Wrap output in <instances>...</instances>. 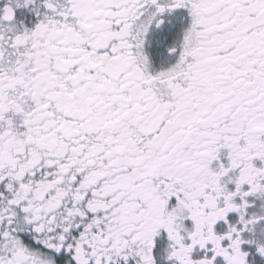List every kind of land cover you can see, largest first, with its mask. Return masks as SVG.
Returning <instances> with one entry per match:
<instances>
[{
	"label": "snow or ice",
	"instance_id": "obj_1",
	"mask_svg": "<svg viewBox=\"0 0 264 264\" xmlns=\"http://www.w3.org/2000/svg\"><path fill=\"white\" fill-rule=\"evenodd\" d=\"M0 264H264V0H0Z\"/></svg>",
	"mask_w": 264,
	"mask_h": 264
}]
</instances>
